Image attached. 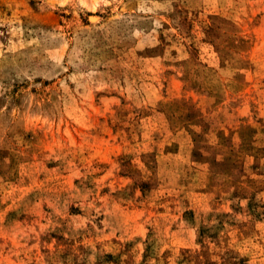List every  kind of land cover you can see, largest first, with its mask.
Returning <instances> with one entry per match:
<instances>
[{"label":"rangeland","instance_id":"1","mask_svg":"<svg viewBox=\"0 0 264 264\" xmlns=\"http://www.w3.org/2000/svg\"><path fill=\"white\" fill-rule=\"evenodd\" d=\"M0 264H264V0H0Z\"/></svg>","mask_w":264,"mask_h":264}]
</instances>
